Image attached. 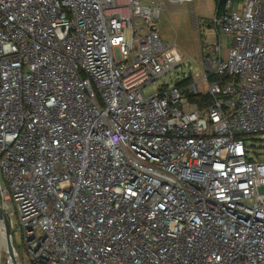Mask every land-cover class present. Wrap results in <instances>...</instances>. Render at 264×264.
Masks as SVG:
<instances>
[{
	"label": "built area",
	"instance_id": "2783aa9c",
	"mask_svg": "<svg viewBox=\"0 0 264 264\" xmlns=\"http://www.w3.org/2000/svg\"><path fill=\"white\" fill-rule=\"evenodd\" d=\"M155 1L0 0V206L26 264H264V0H222L201 71L144 96L183 61Z\"/></svg>",
	"mask_w": 264,
	"mask_h": 264
},
{
	"label": "rangeland",
	"instance_id": "374dc122",
	"mask_svg": "<svg viewBox=\"0 0 264 264\" xmlns=\"http://www.w3.org/2000/svg\"><path fill=\"white\" fill-rule=\"evenodd\" d=\"M161 1L163 4L161 5L160 17L154 20L151 25L155 27L158 36L164 43H172V40L175 41L178 49L183 55V61L182 64L166 76V78L144 89L142 92L144 96L154 93L156 87L161 84L172 85L189 75L193 76L201 71V67L194 60V58L200 60V40L196 22H198L201 42L205 41L211 43L215 40L214 34H211L210 40L205 38V34L210 31L205 23H207L208 20H212L215 16V5L213 0H193L194 16L191 15L190 7L186 3H182L178 6L170 4L167 0ZM159 5V0H156L155 7H159ZM200 90L202 92L206 91L203 87H201ZM247 144L252 146L248 155L255 160L264 161V139L260 138V136L252 137L250 140H247ZM261 191H264V188H262ZM0 235L3 236L1 231ZM13 246L19 257L20 263L26 264L19 231L13 236ZM0 262L2 264H12L6 253V244L4 240L0 242Z\"/></svg>",
	"mask_w": 264,
	"mask_h": 264
},
{
	"label": "water",
	"instance_id": "95a60500",
	"mask_svg": "<svg viewBox=\"0 0 264 264\" xmlns=\"http://www.w3.org/2000/svg\"><path fill=\"white\" fill-rule=\"evenodd\" d=\"M0 231L2 232V235L5 239L6 253L10 261L12 262V264H18L16 257H15L14 248L11 242V232L9 228V223H8L7 217L4 211L2 210L1 206H0ZM0 264L2 263L0 262Z\"/></svg>",
	"mask_w": 264,
	"mask_h": 264
},
{
	"label": "trees",
	"instance_id": "16d2710c",
	"mask_svg": "<svg viewBox=\"0 0 264 264\" xmlns=\"http://www.w3.org/2000/svg\"><path fill=\"white\" fill-rule=\"evenodd\" d=\"M214 1V5H215V15L218 16L221 11H222V8H223V4H222V0H213ZM208 25V27H211V23L208 24V23H205ZM189 80H187L184 84L188 83ZM203 101V99H202Z\"/></svg>",
	"mask_w": 264,
	"mask_h": 264
},
{
	"label": "bare ground",
	"instance_id": "6f19581e",
	"mask_svg": "<svg viewBox=\"0 0 264 264\" xmlns=\"http://www.w3.org/2000/svg\"><path fill=\"white\" fill-rule=\"evenodd\" d=\"M3 240L5 241L4 237L0 235V242Z\"/></svg>",
	"mask_w": 264,
	"mask_h": 264
}]
</instances>
